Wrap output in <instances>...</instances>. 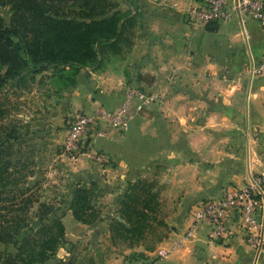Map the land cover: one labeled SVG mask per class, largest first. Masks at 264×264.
I'll list each match as a JSON object with an SVG mask.
<instances>
[{
  "label": "rangeland",
  "instance_id": "1",
  "mask_svg": "<svg viewBox=\"0 0 264 264\" xmlns=\"http://www.w3.org/2000/svg\"><path fill=\"white\" fill-rule=\"evenodd\" d=\"M154 1L158 0H152V2ZM65 4L71 6L70 10L76 8L74 12L80 10L78 3H73V0H67ZM103 12L110 14L118 12L120 16H131L137 21L141 18L140 12L132 13L127 9L126 0L97 2L94 16L99 18ZM0 13L7 22L10 21L9 6L0 5ZM232 20H236V18ZM187 24L194 32L197 31L188 20ZM162 29H165L164 26ZM128 30H125L124 35L128 33ZM198 34L199 32L194 33L191 41L186 42L187 46L185 45V47L191 48L194 53L189 54L193 56L192 58L190 56L183 57L184 65L190 69L182 74L174 71L175 61H171L174 59L173 55L178 52V38L181 35H177L171 38V43L164 42V46H160L157 39L154 40V43L158 45L155 50L150 49L145 43L138 45V48L141 49H138L137 54L143 51L142 46L145 45L144 50H147L148 61L157 63L158 59H161L172 66L157 76L137 70L139 62L129 65L134 61L129 60L131 55L123 63H121L122 60L114 59L107 64L104 56L102 68L98 70L81 69L73 84L67 85V81L54 75L52 69H49L35 76L24 72L20 77L7 81L0 91V104L8 110V115L3 119L2 124L9 129L17 130L21 140L16 148L21 149L22 154H28L29 151L35 154L34 173L24 184L20 185V188L31 187L41 201L54 205V213L61 218L66 230V242L58 247L49 260L40 264H114V256L118 253L122 254L127 248L124 243L118 245L112 243L106 238V235L101 241L97 240L101 236L100 233L97 234L100 236H95L93 239L88 234L82 236L83 230L80 229H75L73 236L67 238V234L70 232L67 231V226L71 223L65 221V216L70 210L69 203L72 198V189L68 188L69 182L75 187L79 184L88 186L90 181L100 180L102 190L99 193L101 196L94 200V204L98 213L102 216L105 215L103 219L105 220L107 216H112L111 213L117 214L122 195L129 191V183L145 180L148 188L151 187L153 191L161 192V206L157 215L159 218H163L173 211L177 203V201H173V198L186 191V186H183L185 190H182L174 181L175 169L178 165L189 161H206L207 157L214 156L210 151L217 146L221 149L225 146L226 150L233 149L235 151L238 144H244L249 137L251 121L249 119L242 121L237 118L235 113L233 114L230 109L224 107L220 99L216 100L210 95V89L214 88L213 86L221 80L233 86L241 82L243 87H248L251 81L248 72L251 55H247L246 66L241 62V66H244L243 73L233 71L230 74L225 73L222 71L221 59L217 62V56H209L214 52V49L207 44L202 47L203 37ZM213 38H217V36ZM124 41L119 42V48L123 52L119 51L122 54L128 47L126 39ZM111 51L113 50L110 49L104 54ZM166 52L170 54L166 56ZM118 63L125 68L123 74H120L125 79L121 84L118 82L116 73ZM5 69L6 67L0 66L1 72H4ZM99 75L105 76L99 77ZM141 82H145V84ZM191 83L193 87H191ZM118 84L121 86L120 89L117 87ZM132 86L144 87L148 91L157 93L159 97L147 118L140 119L127 130L116 129L115 131V134L125 137L120 140L121 147L119 149L120 157L130 164L126 174L122 177L117 175L115 181L112 179L111 182H104L107 178L100 177L99 174L97 176L94 172L78 173L74 171L71 174L64 172L66 169L57 165L53 159L60 146L58 141L67 137L71 121L80 114L97 115L101 108L116 109L121 103L124 90ZM229 108L233 109L234 107L230 106ZM224 112L230 116L229 120L226 119V123L230 125L225 129H216L210 116L213 114L222 116ZM180 113L200 114L197 123L206 126L209 122L208 130L201 129L196 136H192L188 131L190 127H187L189 122L185 125L188 130L181 129V123L177 117ZM104 124L106 123L98 122L97 129ZM93 146L95 145L93 144ZM192 146L198 147L199 150L190 149ZM38 151H41V155L38 154ZM52 164H54L53 167ZM72 166H77V164ZM181 175L190 178L191 171L179 173L180 178H182ZM104 183L105 185H103ZM233 185L236 184L228 185L224 189ZM111 194H115V196L113 197ZM180 197L177 199L180 200ZM207 199L197 200L196 205L198 206ZM38 206V203L35 204L28 214V222L31 227L35 226L34 223L38 220L36 217ZM75 221L79 222L76 219ZM109 222L107 219L106 224L109 225ZM35 233L36 229H33L31 231L33 237L37 236ZM155 238V235H148L145 242L151 244ZM97 241L100 245L96 244ZM92 244L95 246L92 247ZM112 246L116 249L111 248ZM0 250L16 252V245L14 243L0 244ZM142 254L139 251L128 253L126 259L132 258L129 263L147 259ZM116 264H125V262Z\"/></svg>",
  "mask_w": 264,
  "mask_h": 264
},
{
  "label": "crops",
  "instance_id": "2",
  "mask_svg": "<svg viewBox=\"0 0 264 264\" xmlns=\"http://www.w3.org/2000/svg\"><path fill=\"white\" fill-rule=\"evenodd\" d=\"M198 3L199 0H158L154 2L152 0H126L127 9L131 10L132 13L140 12L141 18L138 21L134 18V25L128 27V33L124 35L128 47L123 54L119 48V42L115 50L108 54H103L105 61L107 60L106 64L114 59L122 60L120 62L123 63L131 55L129 60L134 61L130 62L129 65L139 62L137 70H140L141 73L157 76L166 72L165 69L172 66L161 59H158L157 63L148 61L149 56H147V50H144L145 45L155 50L158 45L154 43V40L157 39L158 44L164 46V42L168 41L171 43V38L181 35L178 38V52L173 55L174 59L171 61H175L174 71L182 74L190 69L187 65H184L183 57L190 56L192 58L193 56L191 55L194 53L191 48L185 47V45L187 41H191L196 32H199L198 35L203 37L202 47L207 44L214 49V52L209 56H217V62L221 59L220 64L222 71L225 73L230 74L232 71L243 73L244 66H241V62L245 66L247 65V55H250V51L255 57H260L264 54V27L253 20H249L246 23L247 38L241 23L237 19L218 23L217 29L213 31L201 29L194 32L187 24L186 13L197 6ZM163 26L165 29H162ZM214 36H217V38H213ZM140 43H145V45L142 46L143 51L137 54L138 49H141L138 48ZM169 54L165 53L166 56ZM137 58L139 60H136ZM117 65V78L121 84L125 79L120 74H123L125 68L119 63ZM209 65L213 67V65ZM103 76L99 75V77ZM251 78L249 75L251 81L248 87H243L241 82L233 86L221 80L213 86L214 88L211 87L210 89V95L215 97L216 100L220 99L224 107L228 108V110L230 109L233 114L235 113L237 118L242 121L247 119L251 121L250 134L244 144L239 143L235 151L233 149L231 151L226 150L225 146L222 149L217 146V148L215 147L210 151L213 153L214 156L212 157L214 158L207 157L206 161H189L178 165L175 169L174 181L182 190H185L183 186H186V191L176 194L177 196L173 198V201H177V203L173 211L160 218L165 223L158 227L159 237L155 238L154 241L152 240L151 244L146 243L144 240L133 246L127 245L126 250L122 254L118 253L114 256V264L124 262L128 264L132 258L126 259V255L138 251L143 253L144 255H142L147 257V259H154V252L157 248L172 246L174 241H177L192 224L195 209L198 207L196 205L197 200L220 196L223 193V189L231 184L242 187L246 183L245 175L249 170L255 173L264 170V76ZM141 83L145 84V82ZM120 84L117 85L118 89L121 87ZM183 84L185 83L183 82ZM191 87H193L192 83ZM125 90L121 96V102L125 97ZM154 104L150 105L142 115L138 116L131 127L140 119L147 118L151 114V108ZM230 106L234 108H229ZM222 114V116L221 114L210 116L213 119V125L214 123L216 125L214 126L216 129H225V127L228 128L230 125L226 123V119L229 120L230 116L227 113L225 114V112ZM199 116L200 114L193 113L178 114L177 117H179L181 129L188 130L187 127H190L188 131H190L192 136H196L201 129L206 128L208 130L209 122L206 126L197 123ZM188 122L189 125L185 127ZM99 128L104 131L105 136L94 139L95 154L83 156L76 163L77 166L71 167V165H67L60 160L59 152L65 139L58 141L60 146L53 160L57 162V165L66 169L64 172H70V174L74 171L78 173L85 171L94 172L97 176L99 174L100 177L104 176L107 178L104 182H111L112 179L115 181L117 175L122 177L126 174L130 164L120 157L119 149L121 147L120 140L125 138L123 137L124 135L115 134L117 128L109 124L101 125ZM190 149L199 150L196 146H192ZM38 154L41 155V151H38ZM189 170L191 171L190 178H186L183 175H181L182 178L179 177V173L188 172ZM100 177L99 179H102ZM96 181L99 183L100 180ZM68 188H71V182H69ZM111 195L115 196V194ZM179 196H181L180 200L177 199ZM111 215L114 216L116 214L111 213ZM106 220H101L92 227L76 222L69 210L65 216V221L71 223L67 226V231H70L67 234V238L73 236L75 229H80L83 230L82 236H87L88 234L93 239L95 236L101 235L97 238V240L101 241L103 236L106 235V238L113 243L110 227L106 224ZM229 227L230 235L223 243L211 241L207 228L202 227L195 237L186 241L167 257L154 260L153 264H264V254L257 263L255 262L254 248L248 239L247 232L242 228L240 217L237 214L232 215ZM98 233L100 235H97ZM96 244L100 245L98 241ZM94 246L95 244H92V247ZM111 248L116 249L114 246ZM124 257L125 259L123 260Z\"/></svg>",
  "mask_w": 264,
  "mask_h": 264
},
{
  "label": "trees",
  "instance_id": "3",
  "mask_svg": "<svg viewBox=\"0 0 264 264\" xmlns=\"http://www.w3.org/2000/svg\"><path fill=\"white\" fill-rule=\"evenodd\" d=\"M67 0H0L10 7V21L0 13V91L7 81L27 72L33 76L52 69L53 74L68 84L75 82L81 69L98 70L104 64V52L115 50L124 39V32L135 21L118 12H103L94 16L97 2L103 0H73L79 11L70 10ZM77 11V10H76ZM212 23L206 29H217ZM0 104V244L14 243L16 252L0 250V264H40L50 259L66 242V230L55 206L41 201L31 187L20 188L34 173L36 161L31 151L22 154L16 148L21 140L17 130L2 124L8 115ZM145 180L129 183L110 221L114 244L133 246L148 235L159 237L158 227L164 221L157 215L161 192L153 191ZM69 203L74 218L86 225H96L105 217L98 213L94 200L102 188L95 180L88 186H72ZM38 203L35 226L28 214ZM36 229L33 237L31 231Z\"/></svg>",
  "mask_w": 264,
  "mask_h": 264
},
{
  "label": "built area",
  "instance_id": "4",
  "mask_svg": "<svg viewBox=\"0 0 264 264\" xmlns=\"http://www.w3.org/2000/svg\"><path fill=\"white\" fill-rule=\"evenodd\" d=\"M187 18L195 30L206 29L209 24L236 18L242 25L246 38V23L258 22L264 27V0H199L188 11ZM249 73L252 78L264 76V54L255 57L250 51ZM158 94L141 86L129 87L121 104L114 110L101 108L97 115L80 114L71 121L67 137L61 146L59 158L67 165H74L83 156L94 153L93 141L105 136L98 122H105L117 129L127 130L138 116L158 99ZM245 185L229 186L220 196L202 201L194 212L192 224L170 247H159L154 259H144L128 264H153L154 260L167 257L186 241L195 237L202 228L208 229L211 241L223 243L230 235L232 215L240 217L242 228L254 248L255 262L264 254V170L248 171Z\"/></svg>",
  "mask_w": 264,
  "mask_h": 264
}]
</instances>
